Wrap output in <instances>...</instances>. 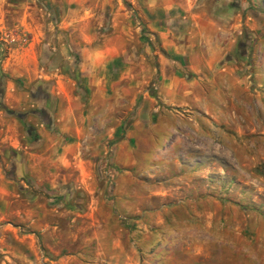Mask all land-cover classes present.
<instances>
[{"label": "rangeland", "instance_id": "obj_1", "mask_svg": "<svg viewBox=\"0 0 264 264\" xmlns=\"http://www.w3.org/2000/svg\"><path fill=\"white\" fill-rule=\"evenodd\" d=\"M141 1L0 0V264H264V15L208 81Z\"/></svg>", "mask_w": 264, "mask_h": 264}, {"label": "crops", "instance_id": "obj_2", "mask_svg": "<svg viewBox=\"0 0 264 264\" xmlns=\"http://www.w3.org/2000/svg\"><path fill=\"white\" fill-rule=\"evenodd\" d=\"M141 2L146 6L145 12L152 18L151 29L160 35L164 48L189 51V65L206 67L205 76L208 81L225 72H234V68L226 70V67L237 61L234 54L242 28L247 26L253 30L257 24V14L264 15V10L256 9L260 3L264 4V0ZM237 82L240 87L241 79Z\"/></svg>", "mask_w": 264, "mask_h": 264}]
</instances>
